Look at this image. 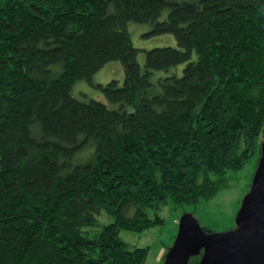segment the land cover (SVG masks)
Returning a JSON list of instances; mask_svg holds the SVG:
<instances>
[{"label":"trees","instance_id":"16d2710c","mask_svg":"<svg viewBox=\"0 0 264 264\" xmlns=\"http://www.w3.org/2000/svg\"><path fill=\"white\" fill-rule=\"evenodd\" d=\"M130 22L177 46L141 66ZM263 134L264 0H0V264H145L120 232L214 198Z\"/></svg>","mask_w":264,"mask_h":264},{"label":"rangeland","instance_id":"374dc122","mask_svg":"<svg viewBox=\"0 0 264 264\" xmlns=\"http://www.w3.org/2000/svg\"><path fill=\"white\" fill-rule=\"evenodd\" d=\"M167 10L162 14V19L167 15ZM150 24H140L130 22L128 30L131 34L133 45L139 49L138 61L144 66L146 52L155 47L172 46L176 47L177 42L173 34L149 35ZM185 64H180L173 68L170 73L181 76ZM158 76L165 75L166 72H156ZM125 78L123 64L118 60L108 62L93 78L96 83L106 84L115 79L122 82ZM72 95L83 100L97 99L109 103L101 90L96 89L87 81H77L72 89ZM91 150V148H90ZM88 156H81V160ZM257 169V157H254L243 169L229 171L226 174L228 187L221 190L214 198L202 202L197 206H185L176 208L172 203L164 206L159 215L165 220L163 225H157L144 230L143 232L122 230L120 238L132 247L149 248L148 257L145 264H163L169 248L174 244L179 231V223L185 213H192L203 228L210 232L219 233L231 230L236 227V215L242 205L244 197L249 192L253 178ZM154 218L155 213L151 212ZM101 219L104 223L113 222L114 218L103 214ZM100 221L102 222V220Z\"/></svg>","mask_w":264,"mask_h":264},{"label":"water","instance_id":"95a60500","mask_svg":"<svg viewBox=\"0 0 264 264\" xmlns=\"http://www.w3.org/2000/svg\"><path fill=\"white\" fill-rule=\"evenodd\" d=\"M264 264V134L261 157L251 188L236 215V227L207 232L191 213L179 223L174 244L163 264Z\"/></svg>","mask_w":264,"mask_h":264}]
</instances>
